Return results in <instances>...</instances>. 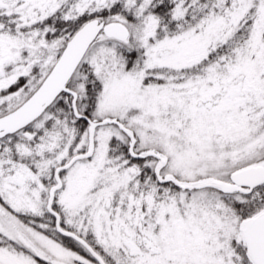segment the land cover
<instances>
[{
  "label": "snow or ice",
  "instance_id": "1",
  "mask_svg": "<svg viewBox=\"0 0 264 264\" xmlns=\"http://www.w3.org/2000/svg\"><path fill=\"white\" fill-rule=\"evenodd\" d=\"M0 264H264V0H0Z\"/></svg>",
  "mask_w": 264,
  "mask_h": 264
}]
</instances>
